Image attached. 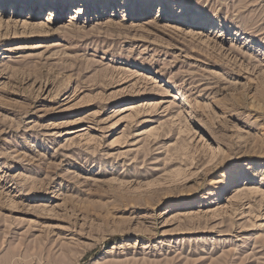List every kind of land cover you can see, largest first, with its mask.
I'll list each match as a JSON object with an SVG mask.
<instances>
[{
    "label": "rangeland",
    "instance_id": "374dc122",
    "mask_svg": "<svg viewBox=\"0 0 264 264\" xmlns=\"http://www.w3.org/2000/svg\"><path fill=\"white\" fill-rule=\"evenodd\" d=\"M30 1L0 0V264H264V0Z\"/></svg>",
    "mask_w": 264,
    "mask_h": 264
},
{
    "label": "bare ground",
    "instance_id": "6f19581e",
    "mask_svg": "<svg viewBox=\"0 0 264 264\" xmlns=\"http://www.w3.org/2000/svg\"><path fill=\"white\" fill-rule=\"evenodd\" d=\"M2 1H5V0H2ZM8 2H12V3H15L16 1H18V0H7ZM26 1H28L27 3L28 4H30L31 3V1L30 0H26ZM29 1H30V3H29ZM3 3V2H2ZM45 3H50V2H48V0H47V2H42L41 4H45ZM228 186V188H227V190H229V188H230V185H227ZM226 186V187H227Z\"/></svg>",
    "mask_w": 264,
    "mask_h": 264
}]
</instances>
